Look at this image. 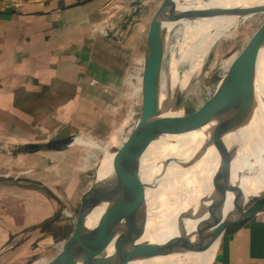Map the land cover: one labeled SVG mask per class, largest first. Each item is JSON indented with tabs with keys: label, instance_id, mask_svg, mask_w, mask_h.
Returning <instances> with one entry per match:
<instances>
[{
	"label": "crops",
	"instance_id": "0c3cea01",
	"mask_svg": "<svg viewBox=\"0 0 264 264\" xmlns=\"http://www.w3.org/2000/svg\"><path fill=\"white\" fill-rule=\"evenodd\" d=\"M137 7V0H0V169L40 151L28 144L63 146L81 107L101 105L122 84L129 28L136 25L138 41L146 28ZM140 48H132L134 62ZM12 183L19 182L0 178V200L18 203L15 213L1 212L15 218L11 233L52 214L35 188L7 192ZM208 264H264V208L229 226Z\"/></svg>",
	"mask_w": 264,
	"mask_h": 264
},
{
	"label": "rangeland",
	"instance_id": "374dc122",
	"mask_svg": "<svg viewBox=\"0 0 264 264\" xmlns=\"http://www.w3.org/2000/svg\"><path fill=\"white\" fill-rule=\"evenodd\" d=\"M137 1L136 13L140 14V22L145 23L146 28L141 32L139 41L136 37V25L129 28L124 42L126 72L123 75L122 84L118 88L106 91L104 96L107 99H104L101 105L81 107L74 122L76 128L62 139L64 146L40 150L36 155L29 152L30 156L27 155L26 162L23 160L18 165L0 169V178L7 177L14 182H19L12 183L14 187L7 192L15 193L18 190L17 187L24 190L35 188L38 191L36 193L38 202L41 201L40 198H44L54 206L48 218L11 233L10 224L15 218L2 216L1 212L15 213L18 203L11 198L4 202L0 200V207L3 204L6 207L0 210V264H35L44 258L50 261L61 252L80 222L78 210L82 195L94 181L101 180L111 170L112 158L104 159V157L108 153L113 154L119 147L118 135L125 136L127 130L132 129L136 123L144 91L142 86L137 87L130 99L129 92L133 89L129 86L135 81L143 85V79L140 80L138 75V63H143V42L146 30L162 0ZM179 2L180 0H177L175 4V10L178 13L181 12L177 10L180 8ZM246 16L240 19L236 27L230 28V31L235 28V33L229 39L217 36L209 39L203 48H194V50L192 49L193 37L188 31L186 32L181 22L188 20V15L180 18L179 22L169 30L164 46L160 85L164 94L168 96L174 78L180 79L183 85L189 84L184 94V114H193L208 105L218 81L230 68L226 67L224 61L233 52L245 55L249 51L253 53L254 50L264 48V7ZM138 45L141 47V57L139 62H134L131 51ZM262 53L264 52H260L259 58ZM263 92H258L256 97L263 99ZM131 103L134 104V114L130 123L124 125L122 131L119 127L127 117ZM112 135H117L113 141ZM77 138H79L77 143L70 145ZM227 139L224 138L225 141ZM99 144L100 146H97ZM34 156L38 157L34 158ZM255 181L259 182L249 199L264 190V177L261 179L256 177ZM251 201L249 200L245 207ZM96 212L97 210H94L89 214L87 224H90V218ZM12 227L14 228L13 225Z\"/></svg>",
	"mask_w": 264,
	"mask_h": 264
},
{
	"label": "water",
	"instance_id": "95a60500",
	"mask_svg": "<svg viewBox=\"0 0 264 264\" xmlns=\"http://www.w3.org/2000/svg\"><path fill=\"white\" fill-rule=\"evenodd\" d=\"M175 4V0H162L148 26L142 65L144 95L139 117L127 139L113 152L111 170L82 195L78 210L80 222L49 264H129L163 257L188 249L193 240L209 241L218 234L221 237L229 226L255 216L264 208V190L231 213L223 214L219 209L223 201H220L218 210L202 218L193 233L186 231V223L196 217L180 221V232L164 242L141 241L123 246L122 237L128 222L145 212L140 160L148 146L165 135L195 133L203 144L212 142L225 153L221 143L224 137L238 138L241 130L248 134L257 111L256 71L264 48L239 55L240 61L222 75L212 99L201 111L184 114V96L178 91L168 107L161 104L160 71L166 37L171 29L165 24L176 23L188 15L176 12ZM166 108L180 114H166ZM26 147L33 151L48 150L51 144L40 142ZM249 200L251 203L245 207ZM94 210L98 211V217L93 226H88L87 217Z\"/></svg>",
	"mask_w": 264,
	"mask_h": 264
},
{
	"label": "bare ground",
	"instance_id": "6f19581e",
	"mask_svg": "<svg viewBox=\"0 0 264 264\" xmlns=\"http://www.w3.org/2000/svg\"><path fill=\"white\" fill-rule=\"evenodd\" d=\"M179 3L180 8L177 10L189 15L188 20L181 22L186 32L193 37V50L203 48L209 39L217 36L229 39L235 33V28L233 31L230 28L236 27L240 19L250 12L264 7V0H180ZM178 22L166 23L165 26L167 29L172 28ZM233 53L224 61L226 67L240 61L239 54ZM142 65L139 62L140 80L143 79ZM141 86L136 81L129 86L133 89L129 92L130 99L134 90ZM160 87L161 104L168 107L174 93L178 91L184 96L189 84L183 85L180 79L174 78L168 96ZM261 91H264V53L257 64L254 93L257 111L254 121L249 125L248 134L241 130L238 138L224 137L228 138L221 142L225 153H221L212 142L203 144L195 133L165 135L148 146L140 160L146 208L142 215L128 222L122 237L124 247L141 241L164 242L180 232V221L190 217L196 218L186 223V231L193 233L202 218L218 210L220 201L223 204L219 209L226 214L239 210L242 203L253 195L254 187L259 182L255 178L264 177V97H256ZM133 106L131 103L127 117L119 127L122 131L124 125L131 121ZM169 109H165L166 114H180ZM130 131L131 128L125 136L117 134L120 137L119 146L127 139ZM117 135H112L111 140ZM108 158H113V154L108 153L104 157ZM98 214L97 211L91 216L88 226L95 224ZM219 239L220 234L209 241L193 240L186 250L129 264H208L215 254ZM47 260L44 258L35 264H49Z\"/></svg>",
	"mask_w": 264,
	"mask_h": 264
}]
</instances>
